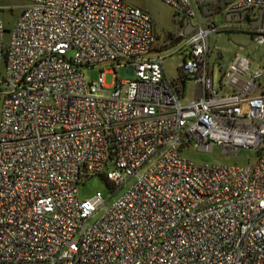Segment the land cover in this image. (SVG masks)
<instances>
[{"label":"built area","instance_id":"built-area-1","mask_svg":"<svg viewBox=\"0 0 264 264\" xmlns=\"http://www.w3.org/2000/svg\"><path fill=\"white\" fill-rule=\"evenodd\" d=\"M161 1L195 26L180 34L182 84L150 57L149 14L122 0H26L7 43L0 19V264H264V68L236 54L215 84L219 29L193 0ZM249 9L263 12L264 45V0L230 4ZM214 146L255 158L182 154ZM93 176L109 195L81 200Z\"/></svg>","mask_w":264,"mask_h":264},{"label":"rangeland","instance_id":"rangeland-1","mask_svg":"<svg viewBox=\"0 0 264 264\" xmlns=\"http://www.w3.org/2000/svg\"><path fill=\"white\" fill-rule=\"evenodd\" d=\"M122 1L128 6L141 9L149 14L155 37L150 57L153 58L160 55L163 58V69L167 79L175 80L176 82L181 81L177 68L183 61L185 52L182 48L183 43L179 35V21L175 11L161 0ZM25 5L26 0H0V19L5 27L4 41L6 43L9 41L10 32ZM212 22L219 31L208 38L207 60L210 65L213 64L214 70L213 76H211L215 84L218 81L219 75L226 69L236 54L247 57L253 63L252 71L264 68V45H260L254 40L255 29L257 27L229 20L227 9L213 18ZM72 53L73 51L69 54ZM106 67L116 72L119 77L122 76L119 66L108 65ZM83 72L88 81H95L99 76L98 68L85 69ZM113 82L114 75L111 73L107 74L104 84L111 86ZM183 84H186L183 92L185 94L184 100L187 101L193 97L194 86L191 81H185ZM256 88L257 92H264V77L259 80ZM182 154L196 164L209 165L245 166L255 158V152L253 151H242L237 156L225 155L220 146H214L211 152H203L190 148L183 151ZM77 192L81 200L92 198L97 192H101L105 198L109 195L105 181L99 176H93L81 182L78 185Z\"/></svg>","mask_w":264,"mask_h":264},{"label":"flooded vegetation","instance_id":"flooded-vegetation-1","mask_svg":"<svg viewBox=\"0 0 264 264\" xmlns=\"http://www.w3.org/2000/svg\"><path fill=\"white\" fill-rule=\"evenodd\" d=\"M210 6H205L204 11L208 14L204 16V19H209V21H212L213 18L221 14L223 11L227 9V15L231 17V20H235L241 23H246L247 25L253 26V23L258 19V11L256 9H249L246 11H237V12H231L230 11V4L231 2H228L226 0H209ZM228 7V8H227ZM198 17L199 13L197 11ZM263 23V19H262Z\"/></svg>","mask_w":264,"mask_h":264},{"label":"water","instance_id":"water-1","mask_svg":"<svg viewBox=\"0 0 264 264\" xmlns=\"http://www.w3.org/2000/svg\"><path fill=\"white\" fill-rule=\"evenodd\" d=\"M196 10L199 13L200 16V20L202 23H207L209 21V19H204V16L207 15L208 13L204 11V7L205 6H210V1L209 0H193ZM228 2H231L232 0H226ZM258 19L253 23V26L255 27H260L262 25V16H263V12L262 10L258 11ZM228 19L231 20V17L228 14ZM195 26L192 25V23L190 21L187 22V26L184 30V35L188 36L193 30H194Z\"/></svg>","mask_w":264,"mask_h":264},{"label":"crops","instance_id":"crops-1","mask_svg":"<svg viewBox=\"0 0 264 264\" xmlns=\"http://www.w3.org/2000/svg\"><path fill=\"white\" fill-rule=\"evenodd\" d=\"M177 17H178V21H179V35H180L181 33H184V30H185L187 24L183 23V21L180 20V18H179L178 15H177ZM184 59H185V57L183 58V60H184ZM211 66H213V64H211ZM213 70H214V67H213L212 71H210V75H212ZM164 75H165V73H164ZM212 76H213V75H212ZM165 78L167 79L166 75H165ZM167 80H168V79H167ZM185 85H186V84H185ZM258 92H261V91H258ZM262 92H263V91H262ZM184 96H185V95H184ZM184 96H183V100H184ZM192 98H193V97H192ZM192 98H190L189 100H191ZM189 100H187V101H189ZM184 101H185V100H184Z\"/></svg>","mask_w":264,"mask_h":264},{"label":"trees","instance_id":"trees-1","mask_svg":"<svg viewBox=\"0 0 264 264\" xmlns=\"http://www.w3.org/2000/svg\"><path fill=\"white\" fill-rule=\"evenodd\" d=\"M107 186V185H106Z\"/></svg>","mask_w":264,"mask_h":264}]
</instances>
